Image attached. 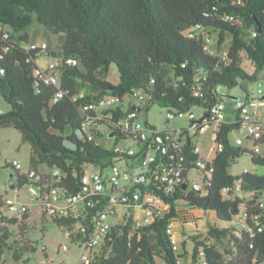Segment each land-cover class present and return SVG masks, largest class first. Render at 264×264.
<instances>
[{
	"label": "trees",
	"instance_id": "obj_1",
	"mask_svg": "<svg viewBox=\"0 0 264 264\" xmlns=\"http://www.w3.org/2000/svg\"><path fill=\"white\" fill-rule=\"evenodd\" d=\"M34 23L44 36L60 37L61 46L55 51L24 48L32 42L28 29ZM196 26L214 37L215 54L205 49L203 36H186ZM223 51L227 52L226 60L218 56ZM45 53L53 63L77 61L75 66L56 68L64 92L56 104L52 102L55 88L36 77L38 59ZM246 62L254 67L253 73L244 69ZM112 65L119 74L118 84L109 81ZM263 70L264 0H0V96L10 106L0 113V131L14 128L20 132L21 142L29 144L30 170L42 177L36 186L57 188L67 196L81 190L87 166L108 168L116 162L119 156L111 147L98 143V138L105 135L115 140V145L126 139L115 124L136 108V99L146 101L141 110L149 126L147 112L154 104L176 112L199 108L206 114L224 100V89L238 87L241 80L255 82ZM106 96H116L122 104L126 98L129 102L104 112L112 118L96 121L94 139L89 140L80 134L81 124L95 118L96 113L84 107ZM238 129V117L221 126L217 140L224 149L210 161L215 172L208 187L197 192L180 186L168 194L169 198L162 195L171 204V211L149 225L134 228L132 220L114 224L109 239L94 253L90 264H177L178 258L186 262L189 253L185 244L183 254L177 256L167 233L169 223L177 218L180 202L215 212L218 221L225 224L209 225L206 234L190 237L191 264H203L200 249L206 264H264V229L254 236L243 233L237 237L231 226L245 205V200L232 192L235 183L242 181L245 192H264V173L248 170L236 177L230 173L244 155H249L254 165L264 167V158L255 155L248 141L236 146L230 138ZM109 131L115 134L114 139ZM181 138L186 159L184 179L188 181L200 156L194 153L190 138ZM138 148L144 151L141 144ZM14 171L18 188L33 185L26 174ZM224 190H228L225 196ZM4 199L0 196V206ZM105 205L103 202L78 218L49 219L63 235L85 225L86 233L72 239L73 244L80 239L84 243L93 232L97 212ZM28 215L21 220L5 217L0 222V255L9 247L10 228L26 224ZM25 252L29 251H14V260H21Z\"/></svg>",
	"mask_w": 264,
	"mask_h": 264
},
{
	"label": "built area",
	"instance_id": "obj_2",
	"mask_svg": "<svg viewBox=\"0 0 264 264\" xmlns=\"http://www.w3.org/2000/svg\"><path fill=\"white\" fill-rule=\"evenodd\" d=\"M185 34L189 38L203 36L206 41L205 49L212 54L216 53L213 48L214 37L206 35L200 26L188 30ZM254 36H256L255 33ZM23 47L28 51H48L49 49L48 43L41 41H32ZM218 56L226 60L227 52L223 51ZM64 65L75 66L77 61L68 59L58 64L51 62L46 69L39 67L36 72L39 82L55 88L53 104L58 103L64 97L61 79L56 73V68ZM262 93L260 84L256 94L262 95ZM136 101V108L130 110L115 124V129L126 137L124 141L111 147L113 152L119 156L116 162L108 168L87 166L84 184L78 193L67 196L57 188H50L47 185L36 186L42 180L41 174L30 169L26 173L33 183V185H28L31 202L36 203L42 214L45 213L48 218L62 219L72 216L78 218L81 214L88 215L91 210L99 208L103 202L106 203L104 210L98 211L94 218V229L88 241L83 243L80 239L77 243H72V239L77 234L86 233L87 227L83 224H79L78 229L68 230L64 234L71 244L89 251L90 255H83L80 264H90L94 253L109 239L110 230L114 224H125L132 220L134 228L149 225L155 219H160L171 211V204L165 201L163 196L169 198L168 194L173 193L180 186L183 188L184 185H186L185 191L197 192H202L205 187L209 186L215 172L209 160L200 158L196 162V170L189 173L188 181L184 179L186 159L182 152V135L184 139L190 138L193 142L196 136L212 131L214 145L210 148V154L220 153L224 149V145L218 142L217 136L221 126L227 122L228 104L226 101H219L206 114L203 112L200 116L194 110L187 112L166 110L165 126L175 119H185L188 126L179 130L166 129L165 131L154 129L146 124L145 114L141 110L146 101L142 98ZM128 102L124 100L122 104L118 97L106 96L97 102L86 104L84 110L95 112L96 117L88 118L81 124L80 134L93 140L96 121L112 118L110 113L105 115L104 112L115 110L120 105L127 106ZM232 103L234 120L237 117L239 119L237 132L240 135L233 142L236 146H242L248 141L255 155L264 158V98L255 95L236 99ZM0 113H2L1 109ZM123 142L128 144L122 145ZM139 144L144 147L143 152H140ZM200 151L198 147H195L194 153L199 154ZM133 157H135L134 160L128 159ZM6 166L18 172L22 168L16 160L7 163ZM2 168L0 165V170ZM247 172L248 170H245L242 174ZM193 173H196L198 180L192 181L191 184L190 175ZM227 192L228 190H224L223 195L225 196ZM232 192L236 197L250 198L232 223L235 230L234 235L241 237L243 233H247L254 236L256 232H262L264 229V192H245L242 188V181L235 183ZM31 206V203L21 201L18 197L5 198L0 206V222L5 217L23 219L30 212ZM174 220L169 223L167 233L171 236L173 251L177 256H181L183 249L174 237ZM62 250L68 251V246H62ZM203 258L204 252L200 249V261L206 264ZM184 263L183 259H177V264Z\"/></svg>",
	"mask_w": 264,
	"mask_h": 264
},
{
	"label": "rangeland",
	"instance_id": "obj_3",
	"mask_svg": "<svg viewBox=\"0 0 264 264\" xmlns=\"http://www.w3.org/2000/svg\"><path fill=\"white\" fill-rule=\"evenodd\" d=\"M36 31L38 33H36ZM28 32L32 36V41L46 42L49 48L54 51L56 47L61 46L60 37L53 35L41 36L43 32L36 23L28 29ZM51 61L52 59L49 57L41 56L38 59V65L41 69H46ZM244 69L246 71H251L250 62L244 64ZM109 81L112 84L119 83V74L115 65L111 66ZM260 84L262 85L263 93L262 95L256 94L259 98L264 97V70L260 73V78H258L257 81L249 82L241 80L238 87L232 90L224 89L223 92L224 94L229 92V94L243 95L244 91L247 90L246 88H248L251 95H255ZM242 86L244 88H242ZM128 101L129 99L126 98L125 102ZM231 102L233 101L231 100ZM227 104H230V102ZM0 109L2 112H7L10 109V106L1 96ZM194 111L196 114L203 112V110L199 108H196ZM165 114V109H161L158 105L154 104L147 112V121L151 126L157 128V130H179L188 126V122L185 119L171 120L170 123L165 126ZM232 119L229 109L227 112V121H231ZM101 130L104 134L107 132L106 128H102ZM239 136L238 132H234L230 135V138L233 140ZM20 137V132L14 128H5L0 131V165L3 167L0 170V194L4 195V197L8 192L11 197H16L14 191L17 190V188H11L14 183L15 171L11 167H7L6 164L16 160L21 164L22 168L20 172H27L30 169V146L29 144H23ZM98 143L105 147H112L115 145V140H108L107 136L103 135L98 138ZM193 143L201 149L204 156L212 155L210 154V148L214 145L212 131L196 136L193 138ZM121 144L125 145L128 143L123 142ZM42 168L43 167H41L40 170ZM245 170L258 174L264 173V167L254 165L249 155H244L232 165L230 173L236 177L242 175ZM194 180H198L196 173L190 175L191 184ZM18 194L19 200L26 201L32 205L28 215L29 220L24 225H15L10 228V238L7 242L9 247L3 249L2 255H0V264H80L83 255H90L89 251L86 249L71 244L64 237L62 229L52 224L53 221L51 219L46 216L42 217L40 207L36 203L31 202L29 186L21 187V191L18 192ZM243 199L246 202L250 198L245 197ZM183 207H186L183 202L177 205V218L175 220L181 218L178 209ZM189 235H191L189 229H185V231L178 234L174 232V237L181 248L184 249L185 244V250L189 252V257L184 264H191L193 244L189 239ZM64 245L68 246V251L66 252L62 250V246ZM22 249H26L29 252H25L21 260L17 262L13 258L14 251L18 252L22 251Z\"/></svg>",
	"mask_w": 264,
	"mask_h": 264
},
{
	"label": "crops",
	"instance_id": "obj_4",
	"mask_svg": "<svg viewBox=\"0 0 264 264\" xmlns=\"http://www.w3.org/2000/svg\"><path fill=\"white\" fill-rule=\"evenodd\" d=\"M41 36L44 37V34H41ZM249 72L250 73L254 72L253 66H251V71H249ZM259 78H260V75H259ZM242 88H244V87L242 86ZM246 89L247 90L244 91L243 95L229 94V92L224 94V101H226L227 103L230 102V104H228L227 112L230 109V114L232 115V118H233L231 121H234V114H232V112H233L232 111V104L233 103L231 102V100L234 101L236 99H242V98H245L247 96H255L256 95V93H255V95H251V92L248 90V88H246ZM233 97H234V99H233ZM262 98H264V97H262ZM202 114H203V112H201L200 114H197V115L200 116ZM227 122H229V121H227ZM236 138H234L233 141ZM20 139H21V137H20ZM195 147H197V145H195ZM199 156L201 159H205V160H209V161H211L213 158V155L204 156L202 154V151H200ZM41 171H44V167L41 169ZM27 172H20V173L26 174ZM11 188L12 189L17 188V190H15L14 192H15V196L18 197L19 196L18 192L21 191V188H18V186L15 183H13V186ZM8 193L6 194V196L4 198H7V197L8 198L9 197L14 198V197H11V195ZM0 196H4V195L0 194ZM178 211H179L181 218L179 220L174 221V232L178 234V233L185 231V229H189L191 231V235H189V239H190V237H192L196 234H199V233L206 234L209 225L216 226V227L217 226L225 227L224 226L225 224H223V226H221L222 223H220L218 221L217 215L215 212L204 211V210L197 209V208H189L187 206L183 207V208H179ZM231 226H232V223H231Z\"/></svg>",
	"mask_w": 264,
	"mask_h": 264
},
{
	"label": "water",
	"instance_id": "obj_5",
	"mask_svg": "<svg viewBox=\"0 0 264 264\" xmlns=\"http://www.w3.org/2000/svg\"><path fill=\"white\" fill-rule=\"evenodd\" d=\"M45 55H46V56H49V53H46ZM233 99H234V97H233ZM109 137H110V138H113V137H114V134L111 133V134L109 135ZM183 189H186V185L183 186Z\"/></svg>",
	"mask_w": 264,
	"mask_h": 264
}]
</instances>
